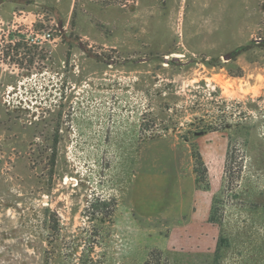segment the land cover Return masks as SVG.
Wrapping results in <instances>:
<instances>
[{"label":"rangeland","instance_id":"374dc122","mask_svg":"<svg viewBox=\"0 0 264 264\" xmlns=\"http://www.w3.org/2000/svg\"><path fill=\"white\" fill-rule=\"evenodd\" d=\"M10 1L0 139L26 164L0 264H208L219 237L217 264H264V0Z\"/></svg>","mask_w":264,"mask_h":264},{"label":"crops","instance_id":"0c3cea01","mask_svg":"<svg viewBox=\"0 0 264 264\" xmlns=\"http://www.w3.org/2000/svg\"><path fill=\"white\" fill-rule=\"evenodd\" d=\"M16 127L17 126L13 125V128L11 129V139H0V230H6V228L4 227V219L6 216L5 212L9 211V207H14L15 205L17 211V207L20 206V204L24 200L23 194L18 193L17 190L12 189V183H10V181H13L14 179L16 181H19L25 178L24 175L26 161L24 157V139L20 141L18 140V136L16 135L17 130L15 131ZM1 130L2 129L0 128V132ZM24 211L25 210H21L22 213ZM40 218H43L42 215L40 216ZM12 228H14L15 231L14 240L20 242L22 236L26 231L24 222L17 221V223ZM33 231V235L35 236L34 239H36L38 243L44 244L47 233L45 229L38 225L33 229Z\"/></svg>","mask_w":264,"mask_h":264},{"label":"trees","instance_id":"16d2710c","mask_svg":"<svg viewBox=\"0 0 264 264\" xmlns=\"http://www.w3.org/2000/svg\"><path fill=\"white\" fill-rule=\"evenodd\" d=\"M107 4V3H106ZM134 3H132L131 5H128V7L130 8V10H133L134 9ZM237 51H239V50H237ZM236 51V52H237ZM235 54V53H234ZM194 157H195V159H196V163H199V164H201V161L199 160L200 158H199V156L198 155H196V154H194ZM193 175H194V177H195V179H194V182H195V186L198 188V185H199V183H200V178H201V176H202V172L200 173V171L198 170H196L195 168H194V170H193ZM199 189V188H198ZM110 203V201L107 203V204H109ZM103 207H104V205H102ZM99 209H101V208H99ZM104 209V208H103ZM115 210H116V207H115V205L112 207V209H111V211H110V213H109V215H113L114 214V212H115ZM214 214L215 213H213V212H211V215H210V222L211 223H213V222H216V221H214L215 219H214ZM50 229L51 230H54L56 233L58 232V228H57V226H55V225H51L50 226ZM219 231V230H218ZM226 245V246H228L227 244H226V242L225 241H223V239L222 238H220L219 237V239H216V248H215V250L213 251V255H212V260H211V262H209L208 264H217V262H218V259H219V249L223 246V245ZM142 264H172L170 261H169V259L166 257V255L162 252V251H160V250H157V249H153V250H150L149 252H148V254H147V257H146V259L142 262Z\"/></svg>","mask_w":264,"mask_h":264},{"label":"built area","instance_id":"2783aa9c","mask_svg":"<svg viewBox=\"0 0 264 264\" xmlns=\"http://www.w3.org/2000/svg\"><path fill=\"white\" fill-rule=\"evenodd\" d=\"M51 33L49 31L47 32H44V31H41V33H35V37L31 39V43H33L34 45H40L42 44L43 42H49L51 40H53L51 38ZM15 44H23V40L22 42L17 40Z\"/></svg>","mask_w":264,"mask_h":264},{"label":"flooded vegetation","instance_id":"af4514ba","mask_svg":"<svg viewBox=\"0 0 264 264\" xmlns=\"http://www.w3.org/2000/svg\"><path fill=\"white\" fill-rule=\"evenodd\" d=\"M20 3H22V4H28V5H33V4H38L37 3V1H28V0H24V1H16V0H12V1H10L9 2V4H10V6H11V8H13V6L14 5H18V4H20ZM49 17H53V18H56L55 16H53V15H49ZM230 56H234V54H231ZM231 59V58H230Z\"/></svg>","mask_w":264,"mask_h":264},{"label":"water","instance_id":"95a60500","mask_svg":"<svg viewBox=\"0 0 264 264\" xmlns=\"http://www.w3.org/2000/svg\"><path fill=\"white\" fill-rule=\"evenodd\" d=\"M230 58H231L230 55H226L224 57V59H226V60H229ZM173 60H176V59H173ZM164 61L167 62V58H165Z\"/></svg>","mask_w":264,"mask_h":264}]
</instances>
